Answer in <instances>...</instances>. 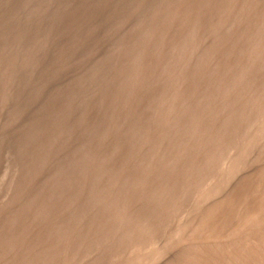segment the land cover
I'll use <instances>...</instances> for the list:
<instances>
[{
    "label": "rangeland",
    "instance_id": "obj_1",
    "mask_svg": "<svg viewBox=\"0 0 264 264\" xmlns=\"http://www.w3.org/2000/svg\"><path fill=\"white\" fill-rule=\"evenodd\" d=\"M0 264H264V0H0Z\"/></svg>",
    "mask_w": 264,
    "mask_h": 264
}]
</instances>
